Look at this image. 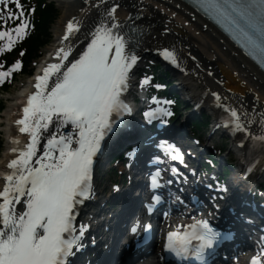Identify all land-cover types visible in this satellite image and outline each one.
Here are the masks:
<instances>
[{"label":"snow or ice","instance_id":"6c2138e0","mask_svg":"<svg viewBox=\"0 0 264 264\" xmlns=\"http://www.w3.org/2000/svg\"><path fill=\"white\" fill-rule=\"evenodd\" d=\"M14 2L20 9L18 13L12 9L5 12L8 5L0 0V21L5 24L8 20L20 21L13 28L0 29L3 42L0 52L23 39L30 26L20 0ZM200 3L226 21L229 30L244 41V47L264 63V0H200ZM104 4L105 0H98L94 7ZM120 7L116 2L103 7L99 22L85 36L86 48L71 59L72 45L61 46L55 54L59 62L49 63L43 69V74L36 77L35 91L22 101V115L14 121L18 134L11 138L13 158L0 173L6 181L0 189V264H71L74 250L84 247L83 240L89 229L77 217L80 207L95 194L94 158L101 152L105 137L133 112L126 94L135 75L133 69L142 59L139 53L154 50L164 60L180 67L174 46L142 48L144 29L136 24L131 13L126 23L121 24L117 18ZM66 28L64 39L67 41L80 30V24L72 18ZM164 32L170 29L165 27ZM20 67L21 62L16 61L11 68L0 71V84ZM150 81V77L144 76L139 87L143 89ZM211 95L216 106L228 114L224 126L231 127L234 134H245L251 142V151L264 155V134L257 136L248 127L256 122L252 114L244 110L243 104L238 110L221 103L218 92ZM152 101L157 107L144 111L145 120L149 124L154 120L167 124L173 112L159 106L161 101L157 97L153 96ZM163 103L170 105L173 101ZM42 139L45 143L41 147ZM159 147L172 160L183 163L184 155L174 144L162 141ZM135 151L128 155L132 156ZM172 171L179 173L176 168ZM161 178L160 170L152 174L153 188L161 186ZM176 199L179 201L180 197ZM151 200L154 203L146 206L149 212L163 202V196L154 194ZM141 227L147 232L152 225L137 221L130 231L136 234ZM186 229L168 232L165 247L179 257L193 255L204 264L209 250L228 238L214 229L208 219L196 220ZM194 240L198 242L195 245ZM251 264H262L261 257L254 256Z\"/></svg>","mask_w":264,"mask_h":264},{"label":"bare ground","instance_id":"6f19581e","mask_svg":"<svg viewBox=\"0 0 264 264\" xmlns=\"http://www.w3.org/2000/svg\"><path fill=\"white\" fill-rule=\"evenodd\" d=\"M57 2L63 12L60 20L53 27L52 41L36 60L38 76L43 74V69L49 63L59 62V58L55 54L61 46L67 48L69 44L72 45L70 59L82 48H86L88 41H85V36L93 31L99 22L103 7H110L113 2H116L121 5L117 10V18L121 24L126 23L130 13H143L135 17L136 24L147 28L144 32L142 48L175 47L181 65V68L179 67L176 71L181 79V84L178 86L186 92L191 100L197 101L196 104L204 110H212L215 108V98L211 93L218 92L222 98L221 103H228L238 110H241L240 105L243 104L244 110L251 113L256 121L248 127L257 136L264 134V124L261 123L264 120V72L218 29L181 0H105L104 6L97 7L94 5L98 4V0H57ZM72 18H75L76 22L80 24V30L70 35L66 41L64 39L67 31L66 25ZM165 27L169 28L170 32L165 33ZM39 51L40 48L33 49L29 58L28 53L26 54V59L23 61L24 71L22 68L20 71L21 76L29 69L32 55L35 60ZM153 52L154 50L141 51L139 54L145 60L151 57ZM30 81H26L28 84L23 85L24 94L32 85ZM22 96L23 94L19 93L17 98ZM17 98L13 99L14 103H10L5 113L3 131L7 140L17 130L14 124L16 119L13 117L17 108ZM253 107H255L254 112ZM240 136L245 137V134L241 133ZM235 140L233 133V141L228 144V150L234 152L239 161L243 162L257 153L251 151L249 143L246 148L238 149L235 144L239 140ZM207 142L208 138L205 139V143ZM44 143L45 141L42 139L41 147ZM12 158L13 155L7 151L0 156V171L6 170V165ZM133 167L137 169L138 161L134 162ZM5 182L0 175V189L3 188ZM136 182L140 183V180L136 179ZM127 200L131 204L134 202L133 197H128ZM120 202L122 201L118 200L115 204ZM17 208L19 210V206ZM125 211L128 213V210ZM92 220L93 226H96L92 229H96L95 235L100 237V248L104 244L105 233L110 232L109 243L116 239L113 236L117 237L119 228L112 222L109 213H105L104 219L95 214ZM99 251L100 249L94 250L91 254L96 258ZM78 264H82V262ZM93 264H110V262H103L101 257L93 261Z\"/></svg>","mask_w":264,"mask_h":264},{"label":"trees","instance_id":"16d2710c","mask_svg":"<svg viewBox=\"0 0 264 264\" xmlns=\"http://www.w3.org/2000/svg\"><path fill=\"white\" fill-rule=\"evenodd\" d=\"M38 1L39 6L37 11L38 19L36 23V36L32 37L27 44L29 47L28 58L30 57V52L33 49H37L44 42H46L47 37L49 35L48 27L57 15V9L53 4L45 5L44 7H42L43 0ZM41 36H44V39Z\"/></svg>","mask_w":264,"mask_h":264},{"label":"rangeland","instance_id":"374dc122","mask_svg":"<svg viewBox=\"0 0 264 264\" xmlns=\"http://www.w3.org/2000/svg\"><path fill=\"white\" fill-rule=\"evenodd\" d=\"M56 3L57 8H59L58 6V2L57 0H52ZM60 14L59 17L56 19V21L53 23V26H51V31H53V27L55 24L58 23V21L61 18V14H62V9L59 8ZM53 34V33H52ZM45 49V48H44ZM28 79L26 78V76H19L17 78V81L15 83H13L12 87L9 89L8 92H2L0 91V100H2L5 104V109L0 111V140H1V156L3 155V153L6 151V147H5V134H4V127H5V118L2 115H5V113L7 112L10 103L13 101V98L15 96V94L19 91L20 87H22L26 81ZM11 97V99L9 98Z\"/></svg>","mask_w":264,"mask_h":264}]
</instances>
